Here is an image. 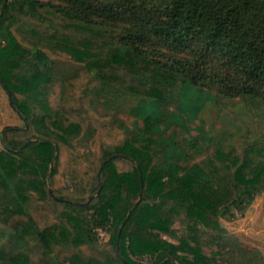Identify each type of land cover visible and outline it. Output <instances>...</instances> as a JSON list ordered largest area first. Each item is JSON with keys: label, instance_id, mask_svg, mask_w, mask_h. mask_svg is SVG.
<instances>
[{"label": "trees", "instance_id": "16d2710c", "mask_svg": "<svg viewBox=\"0 0 264 264\" xmlns=\"http://www.w3.org/2000/svg\"><path fill=\"white\" fill-rule=\"evenodd\" d=\"M63 1L0 0L25 122L2 131L0 264H223L205 248L264 193V0ZM112 91L150 100L140 130L95 108ZM204 93L249 108L235 142L181 136Z\"/></svg>", "mask_w": 264, "mask_h": 264}, {"label": "rangeland", "instance_id": "374dc122", "mask_svg": "<svg viewBox=\"0 0 264 264\" xmlns=\"http://www.w3.org/2000/svg\"><path fill=\"white\" fill-rule=\"evenodd\" d=\"M42 1L66 5L63 0ZM162 50L165 51V49ZM211 87L216 90L222 88L216 84H212ZM202 96L201 109L198 112L190 113L186 110L178 115L190 126V130H183L181 136L190 138L198 133H204L212 143L224 139L225 136L231 142H235L238 136L245 131V121L251 119L249 108L245 104L228 105L226 110L221 112L207 93ZM149 101L123 91H112L95 95L94 106L101 113H116L121 124L140 130L143 127V117L136 110L144 109ZM8 111L5 106H2L0 99V126H4L5 123L24 124V120L10 102ZM149 112L153 111L149 110ZM2 129L0 130V149L3 143ZM175 227L180 228L181 224L177 223ZM220 227L222 245L220 247L214 244L207 246L205 248L207 254H216V251H220L218 259L223 264H264V193L257 194L246 210H236L234 217L223 218ZM98 236L101 241H106L110 235L100 229ZM148 260L150 259H144V261Z\"/></svg>", "mask_w": 264, "mask_h": 264}, {"label": "crops", "instance_id": "0c3cea01", "mask_svg": "<svg viewBox=\"0 0 264 264\" xmlns=\"http://www.w3.org/2000/svg\"><path fill=\"white\" fill-rule=\"evenodd\" d=\"M0 99L2 100V106H5V109L8 111V107H9L10 99H9V95H8L7 91L5 90V88L3 87V85L1 84V82H0ZM8 112H9V111H8ZM5 122H7V121H5ZM6 126H9V124H8V123H7V124L5 123L4 126L1 125V126H0V130H1L2 128H5ZM10 126L24 127V126H25V122H24L23 125L20 124V125H10ZM2 130H3V129H2ZM4 146H5V142L3 141V143H2V148H1V149H3ZM1 149H0V150H1Z\"/></svg>", "mask_w": 264, "mask_h": 264}, {"label": "built area", "instance_id": "2783aa9c", "mask_svg": "<svg viewBox=\"0 0 264 264\" xmlns=\"http://www.w3.org/2000/svg\"><path fill=\"white\" fill-rule=\"evenodd\" d=\"M100 230V229H99Z\"/></svg>", "mask_w": 264, "mask_h": 264}]
</instances>
